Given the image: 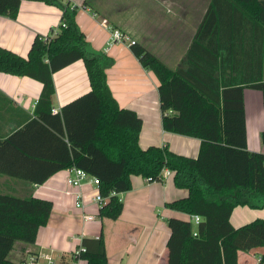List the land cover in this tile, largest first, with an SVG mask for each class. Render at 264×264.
Returning a JSON list of instances; mask_svg holds the SVG:
<instances>
[{"label": "trees", "instance_id": "16d2710c", "mask_svg": "<svg viewBox=\"0 0 264 264\" xmlns=\"http://www.w3.org/2000/svg\"><path fill=\"white\" fill-rule=\"evenodd\" d=\"M22 1L0 0V16L15 19ZM27 1L59 8L66 27L54 38L36 37L27 58L0 47V73L43 84L34 116L0 141V154L8 160L18 156V162H0V174L42 185L61 171L79 168L99 179L107 197L130 191L131 176L163 182L168 169L175 186L187 189L189 196L166 207L202 218L197 226L190 220H168V264H238L239 252L264 248V219L239 228L230 222L238 206L264 209V153L248 149L244 102V91L253 89L262 93L264 104V0H211L175 70L142 43L130 46L159 81L164 131L199 139L196 159L165 146L140 147L142 119L120 108L113 97L107 71L114 59L86 40L76 22V6L64 0ZM80 60L91 91L53 114V74ZM35 129L54 142L56 152L37 153L24 145L22 136ZM123 209L120 197H112L99 217L116 221ZM53 211L49 200L0 194V264H16L8 259L15 245H34ZM82 246L86 251L75 261L109 264L102 235L84 238Z\"/></svg>", "mask_w": 264, "mask_h": 264}, {"label": "crops", "instance_id": "0c3cea01", "mask_svg": "<svg viewBox=\"0 0 264 264\" xmlns=\"http://www.w3.org/2000/svg\"><path fill=\"white\" fill-rule=\"evenodd\" d=\"M77 7L76 22L92 48L114 59L107 71L108 85L120 108L136 112L143 125L139 137L142 149L150 146L168 147L175 154L196 159L201 141L197 138L166 132L162 126L159 81L152 71L145 69L129 46L109 47L110 34L104 23L121 30L132 40L142 43L171 69L180 67L211 0H138L121 3L118 0H64ZM88 5L85 7L84 3ZM146 10H144V7ZM144 13V14H143ZM62 11L43 2L23 0L15 19L0 16V47L27 58L36 37L52 34L62 20ZM55 95L53 110L61 109L91 91L83 61H76L53 74ZM43 84L30 77L0 73V141H4L33 117L41 97ZM248 149L264 153V104L260 91H244ZM53 114H55L53 112ZM170 114H174L170 112ZM30 133V132H29ZM32 137L27 141V137ZM24 145L37 153L53 154L56 146L37 129L22 136ZM0 154V162H18L14 154L9 158ZM69 169L61 171L37 185L0 174V194L21 198L49 200L54 211L46 227L38 233L34 245L17 243L8 259L22 264L32 256L36 264H87L75 261L74 251L84 238L103 236L109 264H168V241L171 235L168 220L185 221L190 216L171 210L166 204L188 198L187 189L178 188L172 173L163 182H148L141 176H131L132 189L120 195L124 209L116 221L101 219L99 210L90 212L96 221L83 223L80 211L74 206L66 180ZM87 202L95 188L84 186ZM257 219H264V209L238 206L230 218L235 228ZM264 248L238 253V264H260Z\"/></svg>", "mask_w": 264, "mask_h": 264}, {"label": "built area", "instance_id": "2783aa9c", "mask_svg": "<svg viewBox=\"0 0 264 264\" xmlns=\"http://www.w3.org/2000/svg\"><path fill=\"white\" fill-rule=\"evenodd\" d=\"M66 23L61 20L58 27L53 30L52 34H50L51 38H54L57 36L60 28H65ZM103 27L108 30L110 34V40H109V47L113 46L114 44H124L127 46H131L135 43V40H132L129 36L124 34L121 30L112 27L110 24L104 23ZM48 36L44 37L47 39ZM54 113H56L53 110ZM172 175V172L168 169H165L162 173V179L165 181L169 176ZM148 181V180H147ZM67 186L69 187L70 191L69 194H73L74 197V206L75 208L80 211V219L83 223H91L96 221V216L90 212V208L92 206H95L97 210H101L104 207H106L112 197H120L121 194L117 192H112L109 196L105 197L100 192V182L99 179L95 176L90 175L86 171L79 169V168H72L69 169V176L66 180ZM92 186L94 187L95 193L93 194L92 200L90 202H87L85 193L83 192L84 186ZM121 200V198H120ZM122 201V200H121ZM202 218L200 216L194 215L190 217V221L194 223V225H198L201 222ZM196 235V233H194ZM84 234L81 238V240L84 239ZM96 239H99V237H96ZM86 250L81 245L79 248H77L74 253V256H79L80 254L84 253ZM48 264H55L53 260L50 257H46ZM36 258L31 256L28 261H25L22 264H36Z\"/></svg>", "mask_w": 264, "mask_h": 264}, {"label": "rangeland", "instance_id": "374dc122", "mask_svg": "<svg viewBox=\"0 0 264 264\" xmlns=\"http://www.w3.org/2000/svg\"><path fill=\"white\" fill-rule=\"evenodd\" d=\"M119 2H121V3H127V2H129L130 0H118ZM131 1H134V0H131ZM158 0H153V5L155 6V2H157ZM135 2L137 3L138 2V0H135ZM144 8V10H146V8H145V6L143 7ZM144 14V13H143Z\"/></svg>", "mask_w": 264, "mask_h": 264}]
</instances>
